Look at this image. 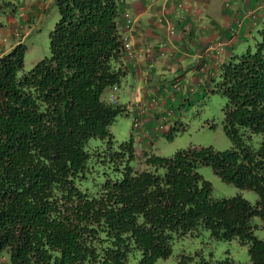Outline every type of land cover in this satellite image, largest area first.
I'll use <instances>...</instances> for the list:
<instances>
[{
    "label": "trees",
    "instance_id": "1",
    "mask_svg": "<svg viewBox=\"0 0 264 264\" xmlns=\"http://www.w3.org/2000/svg\"><path fill=\"white\" fill-rule=\"evenodd\" d=\"M14 0H0V9ZM48 54L22 70L25 44L0 53V256L6 264H157L172 233L204 228L247 244L264 264V23L252 51L228 57L210 90L224 95L225 149L188 146L144 154L108 126L126 110L109 99L126 72L123 0H51ZM50 3V4H51ZM108 94L102 96L104 90ZM115 96V95H114ZM90 138L99 143L91 145ZM257 194L212 197L196 168ZM177 264H183L180 259ZM214 264H235L231 258Z\"/></svg>",
    "mask_w": 264,
    "mask_h": 264
},
{
    "label": "crops",
    "instance_id": "2",
    "mask_svg": "<svg viewBox=\"0 0 264 264\" xmlns=\"http://www.w3.org/2000/svg\"><path fill=\"white\" fill-rule=\"evenodd\" d=\"M188 1L189 4L192 0ZM196 1V6L189 7V13L174 0H154L153 4L149 0H123L121 3V29L126 31L128 9L132 48L137 52L147 48L149 56L125 57V75L118 87L109 93L116 98L115 90L124 80L123 104L126 109L131 106L143 111L141 130L144 132L152 131L158 124L164 129L165 121L178 122L172 104L178 107L198 101L217 80L222 62L233 56L238 39L250 36L264 23V0ZM258 5L261 7L256 8ZM249 9H255L252 18L244 15ZM168 21L175 24L172 33L166 31ZM230 27L234 31L233 39L225 42L223 49L216 53L213 47L228 39ZM2 52L4 50H0ZM201 63L204 66L199 69ZM173 83L178 89L165 95V89ZM149 121L154 125L147 126Z\"/></svg>",
    "mask_w": 264,
    "mask_h": 264
},
{
    "label": "rangeland",
    "instance_id": "3",
    "mask_svg": "<svg viewBox=\"0 0 264 264\" xmlns=\"http://www.w3.org/2000/svg\"><path fill=\"white\" fill-rule=\"evenodd\" d=\"M50 3L51 0H14L10 7L0 9V50L7 51L15 42L23 41V71L30 69L36 60L48 54V32L58 16L56 7ZM127 12L126 20L130 21L128 9ZM259 28L260 25L250 36L238 39L233 55H240L246 49H254L255 42L260 39L257 31ZM123 88L124 80L121 81L120 88L115 90L117 102L122 104L125 102ZM108 92L105 89L102 96ZM224 102V95L209 89L199 96L198 101H189L178 107L172 104L173 115L178 122L172 124L165 121L164 129L158 128L156 124L157 128L145 132L132 126L133 108H129L115 117L108 126V131L115 142L126 141L132 137L134 157L130 164L135 169L145 167L144 154L169 156L178 148L192 145L225 149L231 146V141L222 127ZM146 125L153 126L154 122L149 121ZM88 143L94 145L99 140L90 138ZM196 170L210 183L212 197L238 193L249 203L255 202L257 194L254 190L239 188L221 180L209 165H199ZM250 223L253 225V234L264 239V227L260 225L259 217L252 216ZM225 256L231 258L235 264H249L247 244H241L235 238L214 239L206 229L199 228L183 235L172 233L170 253L166 257L157 258L156 263L177 264L182 259L183 264H214L215 260ZM133 262V259H129L128 264ZM6 263L7 255L4 253L0 256V264Z\"/></svg>",
    "mask_w": 264,
    "mask_h": 264
},
{
    "label": "built area",
    "instance_id": "4",
    "mask_svg": "<svg viewBox=\"0 0 264 264\" xmlns=\"http://www.w3.org/2000/svg\"><path fill=\"white\" fill-rule=\"evenodd\" d=\"M178 3V5L183 9V11L185 12H188L189 13V7L190 6H196L197 5V1L196 0H192L191 3L188 4V0H174ZM149 3L150 4H153L154 3V0H149ZM260 8L261 6L258 5L256 6V8ZM254 13H255V9H249L247 10V12L244 14L247 16H250L251 18L254 17ZM239 23V21H237ZM125 33L123 34L122 36V39H123V46H124V54H125V57L127 58H133V57H138V56H149V51L148 49L146 48L145 50H141V51H135V49L132 48V43L130 41V34H129V30H130V21L126 20L125 21ZM184 26V25H183ZM175 29V24L174 23H171L168 21V24L166 26V31L168 33H172ZM234 37V31L233 29L230 27L229 29V37L226 41H222L220 43H217L213 48L215 49V52H219L223 49V45L225 42L233 39ZM204 66V63H201L199 64V69H202V67ZM176 89H178V85L176 83H173L172 86L170 88H166L165 89V95H171L173 91H175ZM172 90V91H171ZM109 99H111L112 101H114L115 99V96L114 94H109ZM151 104L154 103V101H151L150 102ZM131 109L132 107L129 106ZM129 109V108H128ZM133 111V120H132V126L135 127V129H141V126H142V114H143V111L140 109V108H133L132 109ZM167 114H170V110L167 111ZM158 128H161L162 127V124H158L157 126ZM156 127V128H157Z\"/></svg>",
    "mask_w": 264,
    "mask_h": 264
}]
</instances>
